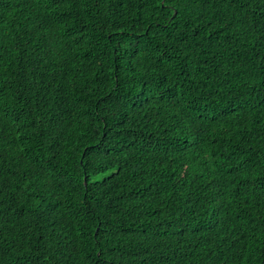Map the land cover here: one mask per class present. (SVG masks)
Returning a JSON list of instances; mask_svg holds the SVG:
<instances>
[{
  "label": "trees",
  "instance_id": "obj_1",
  "mask_svg": "<svg viewBox=\"0 0 264 264\" xmlns=\"http://www.w3.org/2000/svg\"><path fill=\"white\" fill-rule=\"evenodd\" d=\"M0 264H264V0H0Z\"/></svg>",
  "mask_w": 264,
  "mask_h": 264
}]
</instances>
